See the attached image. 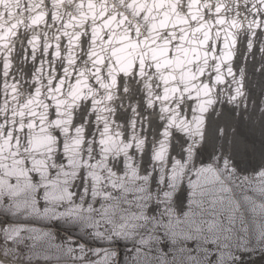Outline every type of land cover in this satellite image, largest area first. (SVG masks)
Wrapping results in <instances>:
<instances>
[{
  "label": "snow or ice",
  "instance_id": "6c2138e0",
  "mask_svg": "<svg viewBox=\"0 0 264 264\" xmlns=\"http://www.w3.org/2000/svg\"><path fill=\"white\" fill-rule=\"evenodd\" d=\"M257 189L264 0H0V264H264Z\"/></svg>",
  "mask_w": 264,
  "mask_h": 264
},
{
  "label": "water",
  "instance_id": "95a60500",
  "mask_svg": "<svg viewBox=\"0 0 264 264\" xmlns=\"http://www.w3.org/2000/svg\"><path fill=\"white\" fill-rule=\"evenodd\" d=\"M187 52V50H185ZM51 143V141H48L46 138H36L33 143V147L37 150L42 151L43 145ZM65 154L68 157V164L67 168L68 171H64L63 168H60V174L61 176L65 177L68 181H70L74 175L75 172L79 171L81 166H84L86 168H90L89 174L93 177V180L96 182L94 184V187H99V184H102L105 179H107V185L106 187L111 185L114 188H121L122 193L126 192H133L136 195L134 196V199H139L141 196L145 195L146 193V182L143 185H137L136 181L138 179L143 180V177H138L136 175V170L131 166V158H128L125 165V173L124 176L127 177V179H124V176L117 178L115 176V173L111 172V170L107 167V161L106 157L110 153L102 152L101 158L99 160L94 161L91 165H89L88 157H85L83 161L81 160V153L79 148H74L71 151L65 152ZM91 153L89 152V156ZM33 165L35 166L37 171H40L43 168L44 160L43 158L40 160H33ZM104 170L105 176L100 175V171ZM44 174H46V169H44ZM118 181V182H117ZM57 190L59 192H63V182L57 185ZM258 191H264V189H257ZM205 194L208 196V199L211 200V194L206 190ZM146 198V197H145Z\"/></svg>",
  "mask_w": 264,
  "mask_h": 264
}]
</instances>
